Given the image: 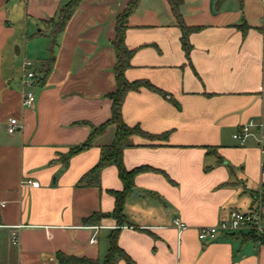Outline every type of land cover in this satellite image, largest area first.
<instances>
[{
    "label": "crops",
    "instance_id": "0c3cea01",
    "mask_svg": "<svg viewBox=\"0 0 264 264\" xmlns=\"http://www.w3.org/2000/svg\"><path fill=\"white\" fill-rule=\"evenodd\" d=\"M68 1L0 0V264H58V252L103 262L117 226L112 216L85 219L113 212L111 191L123 189L118 168H103L100 186L80 184L115 126L90 148L71 151L111 117L112 42L130 0H83L56 36L47 79L33 88L35 104L23 105L28 41L48 42L38 73L50 58L47 23ZM181 14L192 28L189 54L167 0H140L127 19L125 43L134 50L127 79L150 81L170 98L146 87L126 94L125 122L155 138L134 135L124 150L127 169L151 170L135 177L140 194L125 199L118 241L135 264H264V242L250 232L198 237L200 227L235 210L264 217L257 200L264 193L262 131L253 128L242 146L233 138L250 120L264 128V0H182ZM18 35L25 41L12 53ZM14 117L20 127L11 134Z\"/></svg>",
    "mask_w": 264,
    "mask_h": 264
},
{
    "label": "trees",
    "instance_id": "16d2710c",
    "mask_svg": "<svg viewBox=\"0 0 264 264\" xmlns=\"http://www.w3.org/2000/svg\"><path fill=\"white\" fill-rule=\"evenodd\" d=\"M82 1L83 0H69L58 9L56 16L47 23V27L50 30L51 36L53 37L52 45L50 46V58L40 68L38 72L39 77L35 81V85H43L45 83L48 72L54 61L53 49L56 44V36L64 30L68 21ZM167 1L170 4L172 12L182 28V45L186 54H189L191 46L189 43L188 34L192 28L184 25L182 21V0ZM139 2L140 0H130L124 11L120 13L116 19V34L112 44L117 57L114 67L117 88L109 95L112 100L111 117L101 125L94 127L87 140L71 151L72 153H75L90 148L95 144L97 137L105 132V130L110 125L115 126L114 138L112 142L102 147V154L99 162L86 176L82 178L80 184L85 186H100V173L102 169L108 165H115L118 168L119 177L123 182V189L111 191L115 196V207L113 212L111 214L95 213L85 219L86 223L97 224L102 218L112 216L117 221V226L108 235L109 249L103 262L88 257L58 252L56 255L58 264H117L118 261L122 259L125 260L127 264H135V261L120 246L118 238L121 226L126 223V216L123 209L124 202L126 197L135 191V177L140 172L151 170V167L142 165L132 169H127L123 161V154L127 147L134 145L132 136L140 135L152 139L155 138V136L142 130L139 125H128L123 118L122 107L126 94L130 91L139 90L142 87H146L149 90L158 92L163 96L170 98L168 93L161 90L150 81H130L125 75L126 69L131 66V58L134 54V50L128 48L125 43L127 19L135 10ZM257 200L261 205H264V193L259 195ZM250 235L260 242H264V235H257L255 232H250Z\"/></svg>",
    "mask_w": 264,
    "mask_h": 264
},
{
    "label": "built area",
    "instance_id": "2783aa9c",
    "mask_svg": "<svg viewBox=\"0 0 264 264\" xmlns=\"http://www.w3.org/2000/svg\"><path fill=\"white\" fill-rule=\"evenodd\" d=\"M31 65L30 61L24 62V75H23V105L25 107H32L36 102V93L34 91L35 81L38 79L39 74L36 71H28V67ZM20 127L19 120L17 118H11L8 124V132L14 133ZM253 128H259L262 131L261 139L259 140V146L264 152V128L262 124L256 123L254 120H250L243 123L239 129L233 134V138L238 145H246L248 139L252 135ZM26 184H30L34 187L39 186L38 181L28 179ZM4 203L0 201V206ZM175 224L179 229H184L185 224L179 219L175 220ZM255 232L257 235H264V217L259 212H242L235 210L231 213L229 219L221 220L218 224L213 226H202L198 230V237L201 241H208L215 238L219 233H232V232ZM13 239L16 241V234L13 233ZM96 234L91 238V242H96Z\"/></svg>",
    "mask_w": 264,
    "mask_h": 264
},
{
    "label": "rangeland",
    "instance_id": "374dc122",
    "mask_svg": "<svg viewBox=\"0 0 264 264\" xmlns=\"http://www.w3.org/2000/svg\"><path fill=\"white\" fill-rule=\"evenodd\" d=\"M17 38H18L17 43H15L12 38V43H11L12 53L15 52L16 45L25 41V38L24 37L21 38L19 35ZM47 44L48 42L45 37L28 41L26 48V54H27L26 58L31 62V65L28 67V71H37L41 58L46 55L45 52H46ZM24 51L25 49H23V53L21 54V56H18L17 58L19 60V64H22L24 60L25 57ZM22 73L24 75V69Z\"/></svg>",
    "mask_w": 264,
    "mask_h": 264
},
{
    "label": "water",
    "instance_id": "95a60500",
    "mask_svg": "<svg viewBox=\"0 0 264 264\" xmlns=\"http://www.w3.org/2000/svg\"><path fill=\"white\" fill-rule=\"evenodd\" d=\"M140 193L138 191H134V195H139Z\"/></svg>",
    "mask_w": 264,
    "mask_h": 264
}]
</instances>
